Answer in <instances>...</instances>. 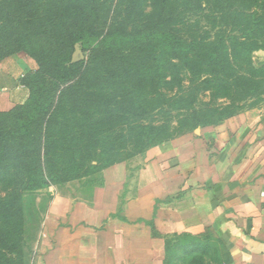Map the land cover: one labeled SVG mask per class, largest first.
<instances>
[{
    "label": "rangeland",
    "instance_id": "obj_1",
    "mask_svg": "<svg viewBox=\"0 0 264 264\" xmlns=\"http://www.w3.org/2000/svg\"><path fill=\"white\" fill-rule=\"evenodd\" d=\"M66 2L0 0V59L30 61L22 78L27 99L0 111V135L8 139H0V264H24L25 259L28 264H51L55 233L52 228L44 231V221L33 236L31 227H39L43 211H35L34 198L40 208L61 196L118 210L135 192L141 169L176 138L202 132L209 136L208 130L228 119L264 128V0H119L116 14L118 0H94L90 5L97 12L101 4L105 8L81 27L97 32L117 15L113 24L137 36L166 30L169 21L184 50L168 49L156 35L145 45L109 44L95 52L77 42L70 63L80 64L63 84L52 75L55 57L46 66L37 62L39 54L63 48V26H49V20ZM252 43L261 47L251 50ZM60 94L61 111L67 115L54 123L60 136L49 140L50 149L57 150L50 155L54 169L48 163L39 167V152L29 155L33 147L27 149L16 136L23 125L42 129L45 119L34 118L37 102H48L51 108ZM113 162L128 167L129 195L127 190L105 189V167ZM62 174L67 181L58 183ZM166 239L164 264H223L228 256L217 231ZM53 264L80 261L75 253Z\"/></svg>",
    "mask_w": 264,
    "mask_h": 264
},
{
    "label": "crops",
    "instance_id": "obj_2",
    "mask_svg": "<svg viewBox=\"0 0 264 264\" xmlns=\"http://www.w3.org/2000/svg\"><path fill=\"white\" fill-rule=\"evenodd\" d=\"M28 64L0 59V111L27 99ZM208 131L149 161L118 210L55 197L44 227L55 233L51 264L75 253L80 264H164L166 236L205 230L223 237L233 264H264V128L228 119ZM129 180L123 162L104 171L106 191L129 195Z\"/></svg>",
    "mask_w": 264,
    "mask_h": 264
},
{
    "label": "trees",
    "instance_id": "obj_3",
    "mask_svg": "<svg viewBox=\"0 0 264 264\" xmlns=\"http://www.w3.org/2000/svg\"><path fill=\"white\" fill-rule=\"evenodd\" d=\"M93 2L94 0H67V2L62 4V6L58 9L56 18H51L49 20V26H52L54 28L56 27L61 28L63 26L62 31H65V33L62 34L61 38L63 39L62 43H64V45L63 48H61L58 51H54L51 54H46V55L39 54L40 58H38L37 63L39 66H46V64H48L47 62H50L51 58L55 57L53 60L56 64V68L52 73L55 81H62V83L65 84L68 81V79L72 77L74 68L78 66V64H80V62L70 63L72 57L71 53L74 51V47L77 42H81L84 49H88L90 50V52H95L97 51L98 48L109 44H123V43L125 44L131 42V44L137 43L140 45H145L146 43L152 41V37L156 35L158 38H160L161 42H163L168 49L170 50L177 49L178 53L183 52L184 45L181 43L179 39H177L171 33L172 28L169 25H171L172 22L169 21H168V26L165 25L166 30H155V32L141 34L137 36L135 35L132 36L131 33L129 32H123L121 28H119L116 24H113V21H115L117 15L111 19L112 24L105 26L103 29L100 30L96 29L98 30L97 32H94V29L90 28V26L81 27L80 24L89 23L91 18H97L98 13L100 14V12L103 11V9L105 8L104 4H101V8L98 9L99 12H97V9L90 5ZM77 3L80 6H78ZM121 6L122 5L119 3L118 0V2H116L115 7L113 9L114 11L113 14H116ZM86 11H88L89 15L85 14ZM74 24L75 27H73ZM71 27L77 30L74 29L73 30L74 32L70 34V32L68 31L69 28ZM220 45L226 48V44L224 41H222ZM248 46L250 47L251 50L261 47V45L253 44V43L248 44ZM39 73H42L41 69L39 70ZM67 88L70 89L71 86H67L66 89ZM62 94H60L55 98L54 101L55 106L51 108H50V103L48 102L45 101L37 102L38 107L36 113L34 114V118L39 119L40 121L42 120L44 121L45 119L46 125L43 126L42 129L36 130V128H30L27 125H23L19 129V132L16 136L17 138L20 136L19 139L20 140L22 139L23 143H26L25 146L27 149L33 147V149L29 150V155L34 154L36 156L37 151L39 152V156L36 157L35 160L37 161L36 163L38 164L39 167H43V165L48 163L50 168L54 169L52 166L53 160L50 159V155L53 153L54 154L57 153V150H55V148L52 150L50 149L49 140L51 138L60 136L61 128L54 126V123L57 125L60 124L59 121L62 118H64L65 115H67L61 111V103L64 98L61 97ZM48 97H52L50 91L48 92ZM57 129H59L60 132H55ZM50 130L52 132H50ZM64 132L66 135H68L69 133L66 129H64ZM0 139H2V141L8 140L4 135H0ZM31 140H33L36 144L30 142ZM27 158H29L28 155ZM117 163H121V162H113L108 166H106L105 169ZM57 181L58 183H63L67 181V178L64 174H62L59 176ZM39 205H41V202H38L37 199L34 198L33 207L35 211L37 210L39 214L41 210L43 211L41 213V216H39V222H38L39 227H36V224L31 227L32 230H35V234H33V236L38 235V233L40 232L41 230L40 225L42 226V224H44V221L46 220V214L48 213V210L50 208V202H47L43 208H40ZM166 246L168 251L167 239H166ZM26 256H28V253L27 254L25 253L23 255V258H26ZM26 260L27 259L24 260V264H28V260L27 261ZM223 264H233V257L229 248H228V256L223 261Z\"/></svg>",
    "mask_w": 264,
    "mask_h": 264
}]
</instances>
